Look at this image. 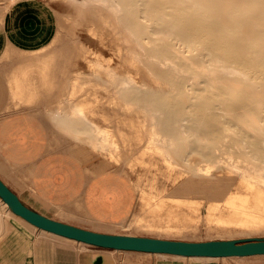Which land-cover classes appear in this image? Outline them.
<instances>
[{
	"label": "rangeland",
	"instance_id": "obj_1",
	"mask_svg": "<svg viewBox=\"0 0 264 264\" xmlns=\"http://www.w3.org/2000/svg\"><path fill=\"white\" fill-rule=\"evenodd\" d=\"M38 1L49 7L52 12H49L43 21L41 20L34 45L31 47H16L8 43L0 47V57L2 52L8 50L11 58L10 61H6V58L5 60H0V91L3 92V97L0 100V148L2 151L7 152L10 171L12 170L16 179H21L27 183L30 179L38 180L45 173L52 172L53 175L56 174L57 183L60 186L65 183H69L70 187L72 185L75 191L73 194L75 195L74 198L68 202H62V206L53 208L49 215L54 217L55 220L84 229L118 235L144 236L189 242L264 238V218L260 216H235V221L238 225L220 221L221 214L226 215L232 203L238 204L239 207L245 204V201L241 200L240 197L248 196L249 200L247 202H254L253 197L256 191L247 186L248 182L259 188L264 200V182L249 178L244 179L241 173L230 171L228 169L229 165L233 164L240 169H246L249 174L255 177L264 178V172H255L244 161L246 158L237 157L238 153L205 159L199 157L198 153L191 152L192 147H198V149L202 146L214 147L213 142H211L212 137L205 134L204 124L194 118L192 112L195 108L202 106L211 113L214 110L213 108L218 106L220 114H227L229 121H227L226 126H221L222 129L220 130H222L221 137L230 141L239 140L242 132L259 135L254 128L264 124V109L256 114L243 112L240 108L241 94L243 92L240 89H235V86L228 93L219 94L225 99L223 103H218L216 102L217 94L211 91L209 93H197L189 89L179 90L169 84H161V80H156L153 82L155 83L153 84V90H159L162 87L161 96L163 100L167 101L168 98L171 101L170 108L180 111L175 116V121L178 125L174 128L175 132L172 135L166 132V129L171 126L163 119L164 114L162 111L152 106L144 109V111L149 109L151 113L156 114V120L147 117L148 114L142 111L135 112V110L139 111L140 108H145L146 105L144 104L126 106L122 107V109L116 104L99 103L85 108L84 114L87 115L86 117L90 123L95 122L99 127L106 130L118 128L124 133H142L145 136H149L144 125H156L155 128L161 132L160 137L167 139L169 142H172V140L174 142V145H170V147L176 150L171 158L175 165H171L168 162L167 164L165 162L166 155L161 153H152L148 157L150 160L157 162L156 167L143 165L140 159L137 158V161H135L113 156L108 147L104 146L101 141L97 140L96 144H93L83 140V137H91L93 134V131L87 127V122L75 119L77 120L76 122L84 123H81V125L87 129L82 134H78L74 129L75 127L70 129L59 125L66 117L64 112L66 108L64 107V102L61 101L62 97H67L71 88L69 82L77 77H80V82L95 81L97 78L94 75H89L90 71L86 64L84 65L86 61L83 56L70 55L69 53L60 55L62 51L71 47L69 45L71 42L69 41H71L73 33L76 36L79 35L77 36L78 40H80L77 44L78 50L87 54V52H92V48L93 52L105 55L106 62L104 61L103 63L105 68L111 65V68L119 69L121 64H123V59L114 55L109 45L103 49V46L99 44V37L94 29L100 20V16L95 15V11H98L99 6H93L90 1L92 13H85L84 9L81 10L82 6L79 3L88 0H78L75 3L71 0ZM116 1L121 4V8L124 11L120 15L121 21L129 25L132 18L128 13L129 11L136 12L137 9L130 5L128 6L124 1ZM125 14L127 20H124ZM146 17L150 20V23L142 24V29L145 31L148 29L147 26H152L151 21L157 17V14L149 13ZM131 31L136 34L139 32V30L134 28ZM134 36L131 38L133 41L136 39ZM97 42L98 44H96ZM94 43L95 46H93ZM41 47L47 50L43 54L50 55L47 61L34 62L24 66L25 73L23 72L24 75L19 79V82L16 78L9 77L12 76L13 72H19L17 67L18 70L11 67V62L18 66L19 63L29 61L28 59L33 58L31 56L35 54L28 52ZM136 50L138 59L148 63L145 54V44L140 41V45L136 46ZM91 57L92 60L97 61L95 55ZM78 59L81 62L83 61V63H80ZM181 64L186 70L183 75H191V69H188L187 61ZM47 65L49 67L45 68ZM41 67L44 68L41 69ZM103 67H98L101 72L105 69ZM150 68L154 69L156 74H159L157 67L153 68L150 66ZM99 78L103 81L106 80L104 75L99 76ZM142 78L147 82L144 72H141ZM55 82H60L61 84L58 86ZM22 83L25 84V87ZM17 84L19 86L18 89ZM48 84L50 85L48 86ZM26 86H29L30 89ZM47 86L48 88L46 89ZM13 88L14 90H12ZM84 89L82 92L86 96L90 92L97 93L101 100L102 97H108L107 92L95 83L86 85L87 92ZM26 92L28 93L26 94ZM14 94L16 95L13 96ZM49 95L52 97L47 100ZM27 98L28 100H26ZM88 99L90 101L93 100L90 96ZM33 101L35 104H33ZM46 108L50 109V112L57 114L55 119L47 117ZM130 114L139 115L135 122L138 127L129 125L128 120H121V117L123 118V116ZM238 116H241L239 120ZM55 122L58 125L55 126ZM140 125L142 127H139ZM181 125L183 127L180 128ZM80 148H83L82 152H75L76 149ZM206 160L210 161V163H206ZM216 161L219 163H214L215 166L213 168L211 166L213 163L211 164V162ZM198 164L202 165L204 170V172L202 171L199 174H197ZM205 165L208 166L205 167ZM148 170H156L158 172L153 175H147ZM102 171H108L111 175H114L115 173L113 172L115 171L121 172L120 175L113 177L114 180L119 178L116 180L117 182L129 178L132 182L137 183L139 179L146 180L151 177L156 181L151 184L148 182L141 183L137 190L132 187L116 189L107 182H100ZM219 171H223V175L226 176L228 171L232 178L225 184V188L229 192L228 195L225 196L224 201L220 202L218 209L213 210L211 207L214 204V200L211 198L209 189L204 191L197 190L199 188L197 185L195 189L188 191L184 189V183L188 182L189 176L198 183L203 178L208 179L217 175ZM21 174L26 177L23 179ZM146 198L147 201L145 200ZM257 205L262 206V203L258 202ZM141 214L144 219L136 223L134 217ZM5 215H8L4 216V221H7V223H9V218L13 217L28 224L10 214V212ZM217 218L219 219L217 220ZM29 226L32 225L29 224ZM9 227L6 229H9ZM144 254L155 260H181L186 264L208 260L206 258H180L171 255ZM215 260L264 264V256L249 257L248 259L222 258Z\"/></svg>",
	"mask_w": 264,
	"mask_h": 264
},
{
	"label": "bare ground",
	"instance_id": "obj_2",
	"mask_svg": "<svg viewBox=\"0 0 264 264\" xmlns=\"http://www.w3.org/2000/svg\"><path fill=\"white\" fill-rule=\"evenodd\" d=\"M12 1L7 0L9 4ZM71 1L74 3L78 2V0ZM90 1L93 3V6H99L100 8H98V11H95V15H99L100 20L96 24V28L94 27L99 37V44L103 46V49L109 45L112 53L123 59V64H121L119 69L111 68V65L105 68V65H103L105 55L103 56V53L93 52L91 48L92 52H87L86 54L77 49V44L80 40L77 38L79 35L76 36L75 33H73L72 39L69 41L71 42L69 44L71 47L60 53V55L69 53L70 55L83 56L86 61L84 65L86 64V67L90 71L89 75L97 77L95 81L87 82H80V77L73 78L69 82L71 88L67 97H62L61 101L64 102V107L66 108L64 110L66 117L63 120L64 122L60 123L70 129L75 127L76 132L82 134L87 129L82 127V122L76 121L87 122V127L93 131V134L91 137H83V140L86 142L96 144L97 140L101 141L104 146L108 147L113 156L126 160L133 159L135 161H137V158L146 166L156 167L157 165V162L148 158L152 153L166 155L165 162L175 165L171 161V158L176 150L170 147V145H174V142L173 140L169 142L167 139L160 137L161 132L155 128L156 125H144L149 136H145L142 133H124L118 128L106 130L99 127L95 122L90 123L86 117L87 115L84 114L85 108L99 103L116 104L121 108L144 104L146 105L145 108H140L139 111L135 110V112L142 111L148 114L147 117L156 120V114L151 113L149 109L145 111L144 109L152 106L162 111L164 114L163 119L171 126L166 129V132L172 135L175 132L174 128L178 125L175 121V116L180 111L170 108L171 101L168 98L167 101L163 100L161 96L162 87L159 90H153V84H155L153 82L156 80H161V84H169L179 90L189 89L197 93H209L211 91L217 94L216 102L218 103H223L225 99V97L219 94L228 93L235 86V89H240L243 92L241 94L240 107L243 112L256 114L258 111L264 109V0H121L128 4V6L130 5L137 9L136 12L129 11L128 15L132 18L129 25L121 21L120 15L124 11L121 8V4L117 3L116 0H88L80 2L79 4L82 6L81 10L84 9L85 13H92ZM149 13H155L157 17L151 21L152 26H147L148 29L145 31L142 29V24L150 23V20L146 17ZM124 20H127L126 14ZM133 28L139 30V32L136 34L134 31H131ZM133 36L136 38L134 41L131 40ZM140 41L145 44V54L148 63L138 59L136 46L140 45ZM93 46H95V43ZM46 51V48L42 47L29 51L28 53L35 54L31 56L34 59L31 58L28 59L29 61L19 63V65H25L16 66L13 63L10 64L12 68L17 67L19 70L17 68L16 70L19 72L12 73L11 71L12 76L9 77H14L19 82V79L24 75V66H28V64L34 62L47 61L50 55L43 54ZM92 55L97 57V61L92 60ZM78 61L83 63L79 59ZM184 61H187L188 69H191V75H183L186 70L181 63ZM150 66L153 68L157 67L159 74H156ZM46 67L48 68L49 66L47 65ZM82 67L80 66L81 69ZM98 67L105 69L101 72ZM141 72H144L147 82L143 78L141 79ZM102 75H104L106 80L103 81L99 78ZM55 83L58 86L61 84L60 82ZM91 83L100 85V88L107 92L108 97H102L101 100V97L97 93L88 92V96L84 95L82 90L85 88L84 90L87 92L86 85ZM22 84L25 87V84ZM18 87L17 84V89ZM89 96L93 100L90 101L88 99ZM50 97L52 96L49 95L47 100ZM34 101L33 104H35ZM213 109L210 113L205 107L201 106L195 108L192 113L196 120L204 124L205 134L212 137L211 142H213L214 147L202 146L199 149L198 147H192L191 152L198 153L199 157L205 159L238 153L237 157L246 158L244 161L255 172H264V124L254 128L259 135L242 132L239 140L230 141L221 137L222 130H220L222 129L221 126H226L227 121H229L227 114H220L218 106ZM45 110L48 118H56L57 114L55 112H50V109L47 108ZM137 116L139 115L130 114L123 116V118L121 117V120H128L129 125L138 127V124H135L139 118ZM240 117L238 116V120ZM139 127H142V125ZM205 162L210 163L207 160ZM214 163L219 162H211L212 165H210L213 168L215 166ZM208 165H205V167ZM197 167V174L202 171L204 172L202 165L198 164ZM228 169L241 173L244 179L249 178L264 182L263 177L252 176L246 169H240L236 165L230 164ZM157 172L156 170H148L147 175H153ZM223 174V171H219L217 175L208 179L203 178L198 183L189 176L188 182L184 183V189L190 191L195 189L197 185L199 187L197 190L204 191L205 189H209L211 198L214 200L211 209L217 210L220 202L224 201L225 196L229 193L225 188V184L232 178V175L228 171L227 176ZM155 181L153 177L146 180L139 179L137 183L132 182L130 179L128 180L134 190H137L141 183L148 182L151 184ZM247 186L256 191L253 197L254 202H247L249 200L248 196L240 197L241 200L245 201V204L239 207L238 204L230 203V210L226 215L221 214L220 221L238 225L235 221V216L252 215L264 218V200L261 191L251 182H248ZM145 200L147 201V198ZM258 202L262 203V206H258ZM1 207L4 213H2ZM9 212L25 221L14 214L9 206L0 198V238L9 230L6 229L9 227V223L4 221V216H8L5 214ZM143 219L144 216L142 214L134 217L136 223L141 222ZM25 222L28 223L27 221ZM176 257L186 258L182 256ZM189 258L198 259L203 257Z\"/></svg>",
	"mask_w": 264,
	"mask_h": 264
},
{
	"label": "crops",
	"instance_id": "obj_3",
	"mask_svg": "<svg viewBox=\"0 0 264 264\" xmlns=\"http://www.w3.org/2000/svg\"><path fill=\"white\" fill-rule=\"evenodd\" d=\"M49 12H52L51 9L38 0H13L11 4L7 0H0V47L8 43L16 47L33 46L38 36L39 24ZM5 58L6 61L11 60L8 50L2 52L0 60ZM2 97L3 92L0 91V100ZM54 125L58 124L55 122ZM82 151L83 148H80L75 152ZM6 154L7 152L0 148V179L27 207L54 219L49 215L51 210L62 206V202L74 198L75 191L72 185L70 187L69 183H65L60 186L56 174L53 175L52 172L45 173L38 180L30 179L27 183L16 179L12 170L10 171ZM113 173L115 174L111 175L108 171H102L100 182H107L116 189L131 187L129 178L117 182L119 178L114 180L113 177L120 175L121 172ZM21 175L23 179L26 177ZM1 210L4 213L2 207ZM8 221L9 230L0 238V264H186L181 260H155L144 253L96 248L39 230L13 217ZM188 264H247V262L208 259Z\"/></svg>",
	"mask_w": 264,
	"mask_h": 264
},
{
	"label": "water",
	"instance_id": "obj_4",
	"mask_svg": "<svg viewBox=\"0 0 264 264\" xmlns=\"http://www.w3.org/2000/svg\"><path fill=\"white\" fill-rule=\"evenodd\" d=\"M0 198L14 214L35 228L88 246L107 250L203 258L264 256V238L189 242L144 236L118 235L84 229L51 219L27 207L0 179Z\"/></svg>",
	"mask_w": 264,
	"mask_h": 264
}]
</instances>
